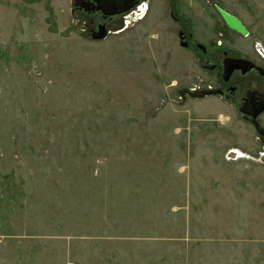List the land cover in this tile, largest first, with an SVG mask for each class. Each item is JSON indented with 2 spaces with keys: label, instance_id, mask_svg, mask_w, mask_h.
<instances>
[{
  "label": "rangeland",
  "instance_id": "1",
  "mask_svg": "<svg viewBox=\"0 0 264 264\" xmlns=\"http://www.w3.org/2000/svg\"><path fill=\"white\" fill-rule=\"evenodd\" d=\"M141 1L94 40L74 0H0V264H264V145L186 94L219 88L196 43L264 66V0Z\"/></svg>",
  "mask_w": 264,
  "mask_h": 264
},
{
  "label": "flooded vegetation",
  "instance_id": "2",
  "mask_svg": "<svg viewBox=\"0 0 264 264\" xmlns=\"http://www.w3.org/2000/svg\"><path fill=\"white\" fill-rule=\"evenodd\" d=\"M98 8H99V4L97 2H95V0H74L72 7H71V12H72L73 16H75L76 14H83L86 18L91 20L92 28L89 31H90V35L92 38L94 35L93 30L98 31L99 27L103 26V27H105V29L107 31H110L111 28L116 27V25L119 23V19H121V17H122V15H106L103 11V7H101V9H98ZM104 8L106 10L119 9L118 6L112 7V8H110V7H104ZM172 17L178 23V18H176L173 15V13H172ZM180 32L183 33V39L182 40L180 39V41L187 44L185 48H191V42L194 41L193 33H190L186 30H180L179 33ZM198 44H201V43L195 44L196 49L202 53V56L200 59V66H201V61L205 60L210 65L216 66L215 69L212 70L211 72L219 70L218 71L220 74L219 83H218L219 88H217V89L222 90L223 94H222V96H216V97L224 99L227 103H230V104L234 105L235 107H237L239 112L241 113V115L245 118V120H247L250 124H252L251 123V117L243 114L240 111V108L244 107L246 104L248 106L254 105V108H257L258 105L264 100V76H262L256 68H252V69L247 70V71H246V69L245 70L244 69H238L232 73V75L228 81H225L223 79L224 62L227 58L230 57V58H239V59L249 60V61L253 62L255 65L262 67V68H264V66L262 64H260L258 61L253 60L252 58L241 56L239 54V52H236L232 49L227 50L226 48L222 47L224 45L222 41L217 42V45L219 46V49L216 50L217 54H219L220 56L222 54L221 60L219 61V63H217V59L219 56L217 58L213 57L212 56L213 53L211 52V50L209 48H207L204 45L205 48L200 49V48H198ZM255 49H256V47H255ZM231 50L234 52H232ZM262 58H264V57H262ZM201 68H202V66H201ZM204 70H208V69H204ZM208 71H210V70H208ZM257 76L261 80H259V78ZM194 90H196V89H194ZM253 101H254V103H253ZM263 114H264V111L257 118V120L261 124V126H263V124L260 122V117H262ZM259 139H260V136H259ZM260 142L262 143L261 139H260ZM262 156H264V153L262 154Z\"/></svg>",
  "mask_w": 264,
  "mask_h": 264
},
{
  "label": "water",
  "instance_id": "3",
  "mask_svg": "<svg viewBox=\"0 0 264 264\" xmlns=\"http://www.w3.org/2000/svg\"><path fill=\"white\" fill-rule=\"evenodd\" d=\"M99 4V8L103 7V11L106 15H122L132 10L140 0H95ZM119 7V9L106 10L104 7ZM219 13L221 14L223 20L229 28L235 30L242 34L243 36L248 35V30L243 22L235 15L229 13L221 7H217ZM93 39L94 40H104L107 38L109 31L105 27L100 26L98 31L93 30ZM179 39H183V33H179ZM186 43L181 42V46L186 47ZM198 48L204 49L203 44H198ZM201 66L203 69H208L210 71L214 70L216 66L210 65L207 61L202 60ZM256 68L262 76H264V68L255 65L253 62L246 59L239 58H227L224 62V75L223 79L228 81L235 70L246 69L250 70ZM186 94L193 99H203L207 96H222L223 91L218 89H203V90H186ZM254 103V101H253ZM256 104V103H255ZM240 111L251 117V123L256 130L257 134L260 136L262 143L264 144V127L258 122V116L264 111V100L258 105L257 108H254V105L248 106L247 104L244 107L240 108ZM264 162V157H263Z\"/></svg>",
  "mask_w": 264,
  "mask_h": 264
},
{
  "label": "built area",
  "instance_id": "4",
  "mask_svg": "<svg viewBox=\"0 0 264 264\" xmlns=\"http://www.w3.org/2000/svg\"><path fill=\"white\" fill-rule=\"evenodd\" d=\"M147 6L149 7L147 2L140 1L132 10L125 13L123 15V18L126 19L128 22H130L134 19H138L140 16H144L147 13V10H148ZM255 47H256L257 53L261 57H264V47L260 43H257ZM226 158L229 161H233V160L237 159L236 156L233 155L232 151H229L226 154Z\"/></svg>",
  "mask_w": 264,
  "mask_h": 264
},
{
  "label": "bare ground",
  "instance_id": "5",
  "mask_svg": "<svg viewBox=\"0 0 264 264\" xmlns=\"http://www.w3.org/2000/svg\"><path fill=\"white\" fill-rule=\"evenodd\" d=\"M236 153L238 154V156H239L240 158L243 157V156H245V155H243V154L240 153V152H236ZM238 156H237V157H238ZM239 157H238V158H239Z\"/></svg>",
  "mask_w": 264,
  "mask_h": 264
},
{
  "label": "crops",
  "instance_id": "6",
  "mask_svg": "<svg viewBox=\"0 0 264 264\" xmlns=\"http://www.w3.org/2000/svg\"><path fill=\"white\" fill-rule=\"evenodd\" d=\"M206 98V97H205ZM193 99V98H192ZM198 100H200V99H198Z\"/></svg>",
  "mask_w": 264,
  "mask_h": 264
}]
</instances>
